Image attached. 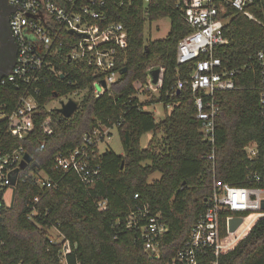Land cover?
<instances>
[{"label": "trees", "instance_id": "obj_1", "mask_svg": "<svg viewBox=\"0 0 264 264\" xmlns=\"http://www.w3.org/2000/svg\"><path fill=\"white\" fill-rule=\"evenodd\" d=\"M109 21L126 25L128 47L120 50L116 69L118 81L96 97L94 82L100 78L86 62L68 57L70 45L58 61L61 76L49 75L37 95L39 107L35 126L25 138L13 135L7 120L0 119V151L10 154L23 148L32 162L21 170L13 206H6L0 192V264H62L61 242H51L53 228L71 242L70 264H168L188 239L193 225L206 209L207 198L216 177L226 183L247 185L248 177L263 167V127L259 105L260 81L255 63L257 52H264V0H253L247 10L254 18L228 6L224 28L228 43L215 48L223 66L247 68L236 76L237 87L216 92L220 105L217 139L214 147L203 139L196 117L194 93L189 87L177 90L179 80L189 78L194 62H178V45L190 31L182 10L183 0H105ZM171 19L164 39L146 41L148 21ZM164 68L163 85L146 102L137 96L138 84L148 82L153 67ZM85 90L78 110L69 118L47 104ZM23 90L7 83L0 87V115L17 108ZM162 101L165 118L157 122L145 104ZM171 106V107H169ZM50 118V133L43 123ZM119 130L123 153L112 149L101 152L93 144L101 177L85 185L74 172L54 169L57 154H68L101 127ZM161 131L148 147L141 146L147 132ZM101 141L104 136L101 135ZM257 141L261 153L249 159L246 146ZM215 151V160L208 155ZM23 154V155H24ZM160 173V177L149 178ZM50 178L51 188L37 178ZM139 198L135 199V195ZM38 198V201H36ZM107 208L100 210L99 203ZM148 204L160 212L169 225L161 241V258L144 249L139 232L126 226L130 213ZM247 234L222 252L219 264H264V211ZM235 214L224 213L228 220ZM251 214H245L247 216ZM224 220V221H225ZM209 252L200 264H210Z\"/></svg>", "mask_w": 264, "mask_h": 264}, {"label": "built area", "instance_id": "obj_2", "mask_svg": "<svg viewBox=\"0 0 264 264\" xmlns=\"http://www.w3.org/2000/svg\"><path fill=\"white\" fill-rule=\"evenodd\" d=\"M252 2L253 0H183L182 10L191 31L179 42L178 62H194L195 66L189 78L178 81L177 90L189 87L194 93L198 108L196 117L200 122L201 134L213 147L216 144L217 118L221 110L215 98L216 92L235 89L236 76L247 68V65L240 68L223 66L220 57L215 56V48L228 43L224 34V28L230 19L226 17L228 6L254 18L247 10ZM10 3L14 7L10 27L17 43V55L9 73L0 78V87L11 83L22 89L23 94L17 108L10 114L0 115V119L7 120V128L13 135L25 138L35 126L39 107L37 95L41 93L42 85L51 74L64 76L62 71L58 70L57 64L67 45H70L68 57L71 60L86 62L94 68L95 74H100V78L93 84L94 94L99 97L109 91L120 77V71L116 69L117 59L119 51L128 47V37L124 23L109 21L105 0H10ZM255 63L260 81L262 170L252 172L247 185L230 184L215 177L206 201V209L193 225L188 239L168 264H200L201 258L209 252L213 257L210 264H219L223 252L221 241L224 213L231 212L234 216H243L264 211L263 51L257 52ZM162 85L163 75L156 85L151 82L149 76L146 84H138L137 96L145 94L150 99L152 95L149 94H157ZM83 91L86 92L80 90L75 93ZM71 98L75 99L72 94L60 98V107ZM77 101L80 104L81 100ZM43 127L45 132L50 133L49 117L44 121ZM101 135H104V132L94 129L92 135L84 137L81 146L68 154H57L54 169L74 172L85 185L93 186L101 177V166L94 163L95 155L91 147L98 143L100 151ZM23 152V148L10 154L0 151V192L12 188L11 175L22 161L25 155ZM246 152L249 159H256L261 153V146L257 141H253L246 146ZM208 158L215 160L214 150ZM37 182L48 188L54 185L46 176L38 177ZM138 198L139 194H136L135 199ZM99 208L105 210L106 201H101ZM126 226L129 230L139 232V238L146 251L156 258H161V241L170 227L160 212H155L148 204L138 206L130 213ZM55 229L62 237L59 240L52 238L51 242H61V262L70 264L68 256L73 252L71 242L59 229Z\"/></svg>", "mask_w": 264, "mask_h": 264}, {"label": "rangeland", "instance_id": "obj_3", "mask_svg": "<svg viewBox=\"0 0 264 264\" xmlns=\"http://www.w3.org/2000/svg\"><path fill=\"white\" fill-rule=\"evenodd\" d=\"M171 29V19L169 17H163L155 21H148L146 23L145 31H144V36L146 41H153V40H158V39H164L168 36L169 32ZM158 67L157 65L152 66ZM164 70L162 69V75H163ZM85 92H79V93H74L72 94V97L75 98L74 100H82L83 99V94ZM156 97L158 98V95L155 93ZM139 98L142 102H146L149 97L145 94H139ZM60 102L61 99L54 100L47 104V108L49 110L52 109H58L60 108ZM145 110L151 112L154 114L156 121L160 122L165 118L166 115V107L164 102L162 101H157L154 103H148L145 104ZM110 131V133H109ZM101 132H104L105 140L100 141L99 147L101 152H105L107 149H112L118 154H122L124 149H123V142L120 136L119 130L115 127L112 128H106V127H101ZM110 134L107 136V134ZM162 135L161 131H151L145 133L141 137V146L143 148L148 147L150 140L154 136L160 137ZM160 177V173H155L153 174L150 178L149 181H153L156 178ZM11 199H12V188L8 189L5 192L4 195V201L6 206H11ZM15 203V201H14ZM263 216V213H254L251 215L243 216L244 217V222L240 226V228L236 232H231L230 230V223L228 220H225L223 223L222 227V241H221V250L225 252L227 249L231 248L233 245H236L240 239H242L250 229V227L255 223V221ZM52 238L59 240L62 236L61 234L58 233V231L53 228L51 230Z\"/></svg>", "mask_w": 264, "mask_h": 264}, {"label": "water", "instance_id": "obj_4", "mask_svg": "<svg viewBox=\"0 0 264 264\" xmlns=\"http://www.w3.org/2000/svg\"><path fill=\"white\" fill-rule=\"evenodd\" d=\"M14 63L12 64V66L14 65ZM12 66H11V68H12ZM10 69L3 72V73H0V78H2L4 75L9 73ZM148 75L150 76L151 82L153 84H155V85L158 84L160 82V79L162 76V67L158 66V67L152 68L151 70H149ZM62 77L64 78V76H62ZM103 84L105 85V82H103ZM78 108H79V102L71 98L67 103L63 102L62 106L60 108H58V111L64 117L69 118L78 110ZM31 162H32V156L28 153H25V155H24L22 161L20 162L19 166L16 167L12 172V175H11V182H12L11 206L14 205V201L16 198V185H17L19 174H20L21 170H24L25 168H27V166ZM1 206H2V204L0 203V207ZM262 209L264 210V200L262 202ZM243 222H244L243 216H235V217L231 218V220L229 221L231 232H233V233L236 232L240 228V226L243 224Z\"/></svg>", "mask_w": 264, "mask_h": 264}, {"label": "flooded vegetation", "instance_id": "obj_5", "mask_svg": "<svg viewBox=\"0 0 264 264\" xmlns=\"http://www.w3.org/2000/svg\"><path fill=\"white\" fill-rule=\"evenodd\" d=\"M13 11L10 0H0V73L11 68L17 55V43L10 27Z\"/></svg>", "mask_w": 264, "mask_h": 264}]
</instances>
